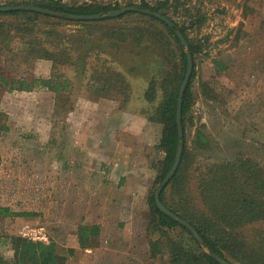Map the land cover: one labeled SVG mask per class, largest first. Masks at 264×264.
Instances as JSON below:
<instances>
[{
    "label": "rangeland",
    "instance_id": "1",
    "mask_svg": "<svg viewBox=\"0 0 264 264\" xmlns=\"http://www.w3.org/2000/svg\"><path fill=\"white\" fill-rule=\"evenodd\" d=\"M0 1L4 4L7 1L28 0ZM102 1L118 2L122 8L128 2L138 4L140 0ZM145 1L150 5L162 2L170 20L185 26L188 38L201 45L194 59L193 104L187 113L185 130V145L194 154L191 159L190 191L196 195V174L206 165L244 157L264 166V0ZM78 27L72 23L63 24L58 29L70 33ZM135 56L127 53L123 58L125 66L122 72L129 84V95L122 100L114 95L97 96L81 87V67L71 69L65 66L61 67L65 74L63 79H70L68 82L71 86L61 91L65 97H56L54 92L39 84L40 80L49 77L51 63L48 60L24 62L21 54L15 56L6 51L0 54V73L15 77L17 71L18 75L33 76L36 80L35 87L29 93L0 90V110L7 116V130L0 133V207L11 203V206L22 208L30 197L35 204L43 203L42 194L46 191L44 182L48 186L49 195L46 198L51 202L46 217L51 223L45 229L48 240L32 241L45 244L55 242L54 180L53 177L50 180L48 177L22 176L23 166L27 168V161L22 158L28 154L43 153L47 167L53 168L55 155H62L64 169H76L72 174L67 172L63 176L66 183L76 181L73 190L67 186L66 199L77 197L80 201L77 211L80 214L86 212L87 201L93 205L97 199L94 195L98 193L93 194L86 189L90 183L87 181L88 173L81 169V159L87 152L94 156L104 153L83 149L77 138L85 140L92 131L89 124L93 121L94 132H99V137L106 141L105 154H117V158L128 165L129 172L136 175L139 181L143 180L146 204L148 195L159 184L155 182L156 166L164 154L156 146L162 127L147 120L145 114L153 103L143 100V92L148 80L157 76L160 62L155 51L150 49L140 59ZM139 61L144 63L140 68L137 66ZM17 63L20 65L17 66ZM92 63L89 58L87 67ZM90 73L91 69L88 68L87 75ZM201 83H206L209 91L215 94L213 100L202 95ZM65 99L72 104L71 109H68V105L60 107L62 102L66 104ZM89 138L91 136L87 140ZM15 153L20 160H12ZM43 164L44 161L41 162ZM15 167L16 170L19 168L18 175L12 173ZM71 210L74 209L62 207L64 219L70 220ZM24 227L17 217H0L1 260L12 257L11 237L27 238L22 235ZM157 238V233L145 231L143 242L149 244ZM142 244L139 242V245ZM138 248L142 249L140 246ZM62 249L61 252L67 255L65 264H89V258L91 264H102V257L97 255L67 254L68 248ZM141 256L144 264H164L167 260L165 253L149 258L148 249L141 250Z\"/></svg>",
    "mask_w": 264,
    "mask_h": 264
},
{
    "label": "trees",
    "instance_id": "2",
    "mask_svg": "<svg viewBox=\"0 0 264 264\" xmlns=\"http://www.w3.org/2000/svg\"><path fill=\"white\" fill-rule=\"evenodd\" d=\"M81 1V2H79ZM30 4L63 13L88 15L119 9L120 3L102 0H28L7 1L2 5ZM162 2L150 5L145 0L138 4L126 3L138 9L147 8L169 18ZM0 54L3 51L15 56L23 55V61L48 60L51 63L47 79L40 85L54 92L56 97L71 86L70 79H63L61 67H81V87L97 96L114 95L126 100L129 84L122 72L123 58L127 53L146 55L155 51L159 59V72L152 76L144 89L143 100L153 103L145 114L148 121L161 124V135L156 146L164 156L156 166L155 182L160 183L170 169L178 142L175 110L178 89L185 72V55L178 39L163 22L136 11H126L117 17L93 21H76L56 18L37 12L11 10L0 12ZM171 19V18H169ZM174 27L184 35L192 56V72L182 95L181 124L183 149L179 165L162 189V204L192 225L209 252H214L230 264H264V166L249 158L238 157L232 161L213 163L199 169L196 174V195L189 189L191 159L194 154L185 145L186 117L193 104L192 80L195 75L194 59L201 50L200 43L193 42L186 34V27ZM79 25L77 30L66 33L58 29L63 24ZM150 47V48H148ZM148 48V49H147ZM93 63L87 67L88 59ZM138 61V60H137ZM144 63L137 62L140 68ZM17 66L20 64L17 63ZM88 68L91 73L87 75ZM136 68V71H139ZM16 76L0 73V90L30 91L35 87L33 76ZM64 80V81H63ZM202 95L214 99L206 83H201ZM66 102V99H65ZM71 103L62 102L60 107ZM6 114L0 110V133L7 130ZM199 136V135H198ZM202 139L201 136H199ZM149 220L146 231L157 233L158 238L149 242L152 258L167 255L164 264H219L205 253L191 233L158 210L153 192L148 195ZM0 207V216H24ZM98 225H80L77 241L80 248L96 244ZM12 257L0 264H65L63 247L53 241L35 242L28 238L11 237ZM73 254V249H66Z\"/></svg>",
    "mask_w": 264,
    "mask_h": 264
},
{
    "label": "crops",
    "instance_id": "3",
    "mask_svg": "<svg viewBox=\"0 0 264 264\" xmlns=\"http://www.w3.org/2000/svg\"><path fill=\"white\" fill-rule=\"evenodd\" d=\"M21 92L26 93V91ZM89 128L92 131L89 135H86L85 140L77 138L82 145L81 147L83 149L87 148L92 152H102L104 154L94 156L87 152L81 159L83 162L81 169L88 173L87 181L90 183L86 189L90 192L92 191L93 194L95 192L98 193V195H94L97 199L93 205H91L90 201H87L89 204L86 206V212L80 214V211H77L80 208V201L77 197L66 199L67 186L73 190L76 181L72 180L66 183L63 176H66L67 172L72 174L76 169H64L61 161L62 155H55L53 168L47 167L43 153L25 155L22 159L27 161V168L23 166L22 176H38L44 179L48 177L50 180L53 177L55 200L53 230H55L54 240L56 244L64 248L73 249V253L76 255L81 253L82 255L89 254V257L93 254L94 256L102 257L100 260L102 264H144L142 263L141 250L146 249L147 251L148 249L149 255V244L143 242L149 220V210L143 199L146 192L143 180L139 181L136 179V175H132L129 172L128 165H124L123 161L117 158V154H114V156L105 154L107 150L106 141L99 137V132L97 134L94 132V121L89 124ZM90 136L91 138L87 140ZM87 144H93L94 146L87 147ZM71 156L74 155L71 153ZM18 159L20 160V157H17L15 153L12 160L17 161ZM42 161H44L43 165H41ZM15 166H17V163H15ZM18 170L15 167V169H12V173L18 175ZM133 179L134 182L132 181ZM44 185L46 191L44 190L42 194L44 197L43 203L35 204L32 202L31 197L28 198L29 201L24 203L25 207L22 208H16L14 207L15 205L11 206V203H7L4 206L9 209V212H25L27 214L6 218L17 217L20 223L28 228L38 225L46 229V225L51 223V220L46 219L47 207L51 206V202H48L46 198L49 195L46 182H44ZM31 190H28V193H31ZM62 207L74 209L70 212L69 221L64 219ZM82 214H84V219L80 220ZM80 225H98L97 244L92 247H79L77 229ZM139 242L143 244L139 245ZM138 246L142 249L138 250ZM149 258L152 259L150 255ZM88 261L89 264L92 263L90 258Z\"/></svg>",
    "mask_w": 264,
    "mask_h": 264
},
{
    "label": "water",
    "instance_id": "4",
    "mask_svg": "<svg viewBox=\"0 0 264 264\" xmlns=\"http://www.w3.org/2000/svg\"><path fill=\"white\" fill-rule=\"evenodd\" d=\"M11 10H24V11H30V12H37L43 15H48L51 17H56V18H65L69 20H76V21H93V20H101L105 18H112V17H117L120 14L126 12V11H136L140 12L143 14H147L149 16L155 17L156 19L160 20L163 22L176 36L178 39L181 47L183 48V52L185 55V72L183 79L180 83L179 89H178V94H177V100H176V110H175V124H176V133H177V138L178 142L176 145V150L174 154V159L172 162V165L170 169L167 171L163 179L160 181V183L157 185L156 189L153 192V199L155 202L156 207L160 212H162L164 215L168 216L178 224L182 225L185 229H187L197 244L202 248V250L205 253H209V255L215 259V261L219 264H230L228 261H226L224 258L220 257L214 252H209L208 248H206L203 244V240L199 236L198 232L196 229L190 225L186 220L180 218L178 215L173 213L171 210H169L167 207H165L162 202L159 199L160 192L162 189L166 186L168 181L172 178L174 175L179 162L181 158V153L183 149V127L181 124V104H182V95L185 90V87L189 81L191 72H192V56L189 50L188 42L186 41L184 35L180 32V30L176 29L174 27V23L172 20H170L168 17L162 15L159 12L156 11H151L147 8L144 9H138L134 6H125L119 9H112L109 10L108 12H98L94 14H88V15H79V14H71V13H63L59 11H53L50 9H46L43 7L35 6V5H30V4H18V5H2L0 6V12H6V11H11Z\"/></svg>",
    "mask_w": 264,
    "mask_h": 264
},
{
    "label": "built area",
    "instance_id": "5",
    "mask_svg": "<svg viewBox=\"0 0 264 264\" xmlns=\"http://www.w3.org/2000/svg\"><path fill=\"white\" fill-rule=\"evenodd\" d=\"M23 236H27L30 240H37L41 242H46L48 237L45 233V229L43 227H24Z\"/></svg>",
    "mask_w": 264,
    "mask_h": 264
}]
</instances>
